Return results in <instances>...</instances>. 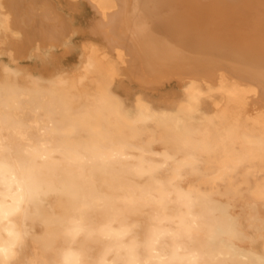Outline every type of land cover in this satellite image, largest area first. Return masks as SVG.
<instances>
[{
    "label": "bare ground",
    "instance_id": "obj_1",
    "mask_svg": "<svg viewBox=\"0 0 264 264\" xmlns=\"http://www.w3.org/2000/svg\"><path fill=\"white\" fill-rule=\"evenodd\" d=\"M89 1L103 18L116 8ZM5 9L0 0V47L21 37ZM146 26L148 66L177 65L190 47L173 43L179 25ZM4 53L13 65L0 64V264H264L257 86L189 78L178 101L156 107L119 95L122 50L86 44L76 70L49 77ZM246 69L264 88V60Z\"/></svg>",
    "mask_w": 264,
    "mask_h": 264
},
{
    "label": "rangeland",
    "instance_id": "obj_2",
    "mask_svg": "<svg viewBox=\"0 0 264 264\" xmlns=\"http://www.w3.org/2000/svg\"><path fill=\"white\" fill-rule=\"evenodd\" d=\"M114 1L116 8L103 18L89 0H5L12 28L21 37L9 38L0 47V64L13 65L4 53L11 50L17 65L35 76L69 73L78 68L83 46L94 44L110 55L116 50L126 55L117 88L129 103L142 95L156 107H167L180 99L181 86L189 78L216 84L223 73L257 86L255 99L261 103H252L250 108L263 107L264 88L246 68L255 69L264 60V0H180L189 2L183 8L167 6L162 0ZM148 22L179 25L173 39L190 45L183 47L186 52L178 57L177 65L160 73L148 66L152 45L145 48L144 41L155 36ZM36 46L41 48L39 55L34 53Z\"/></svg>",
    "mask_w": 264,
    "mask_h": 264
}]
</instances>
